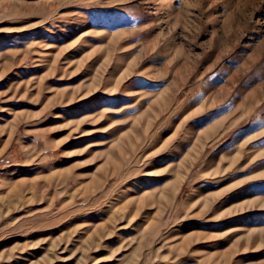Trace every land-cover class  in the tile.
Returning a JSON list of instances; mask_svg holds the SVG:
<instances>
[{"label":"rangeland","instance_id":"1","mask_svg":"<svg viewBox=\"0 0 264 264\" xmlns=\"http://www.w3.org/2000/svg\"><path fill=\"white\" fill-rule=\"evenodd\" d=\"M250 91L264 0H0V264H264Z\"/></svg>","mask_w":264,"mask_h":264},{"label":"crops","instance_id":"2","mask_svg":"<svg viewBox=\"0 0 264 264\" xmlns=\"http://www.w3.org/2000/svg\"><path fill=\"white\" fill-rule=\"evenodd\" d=\"M253 91L247 93L248 103L249 104L250 102L253 103L257 102V103L254 107L252 106L248 107L249 110L248 118L237 120L236 117H233L234 113L230 110V112L220 115L212 123L213 125L216 122H220L222 121V119L224 120L230 114L229 117H227L225 123L223 122L222 126L219 127L218 130L213 135L214 138L215 136L218 137L220 136L219 139L223 138V136H226L228 138L232 133V131L237 130L240 127H243V131L246 136L245 140L244 139H243L244 141L242 140L244 144V149L247 150L249 149L248 151L253 152L251 153V155L254 154L253 159L252 157H249L251 159V163H248L249 166H251L253 162H259L258 164H261V162L264 161V154H262L264 153V145L262 144V142H264V99L260 100V96H259L258 101L254 100L253 97L251 96ZM225 143L231 145L229 139L225 141ZM238 159L239 158H237V160ZM232 165H235V162ZM248 172H249L248 178L251 183L263 181L261 179H264V168L259 169L258 171L249 170Z\"/></svg>","mask_w":264,"mask_h":264},{"label":"bare ground","instance_id":"3","mask_svg":"<svg viewBox=\"0 0 264 264\" xmlns=\"http://www.w3.org/2000/svg\"><path fill=\"white\" fill-rule=\"evenodd\" d=\"M135 59H136V58H135ZM131 63H132V62H131ZM128 68H129V67H128ZM128 68H127L126 70H128ZM170 87H171V85H170ZM170 87L168 86V88H166L165 91L168 90ZM162 96H164V94H163ZM252 97H253V96H252ZM158 101H159V99H157L156 101H154V102L152 103V105L155 106V104H156ZM152 105L149 106V109L153 108ZM146 114H147V112H145V114H141V116H140V120H142L143 116H145ZM232 114H233V113H232ZM229 115H230V114H229ZM229 115H228L227 117H229ZM227 117H226L224 120L222 119V121H220V122H216V123H214L213 125H211L210 127L206 128V130H204L203 132H201L200 135H202V137H203V135H208L211 131H215V130H216V126H217L218 124H221V125H222V123H223L224 121L227 120ZM150 118H151L150 115H149V118L146 117V119L148 120L147 125H149V124L151 123V119H150ZM140 124H141V122H140ZM149 126H150V125H149ZM149 126H148L145 130H148ZM137 128H138L137 125L134 124V127L132 128V133H131V134H128V135H124V136H122V137L119 139V143L117 142V144H120L122 150H123V141H126L127 139H128L129 141H131L132 145L135 144V141L133 140V136H135V135H133V134H134V130H135V132L137 131ZM199 145H200V142H199V141L196 142L195 145H194V147L189 151V153H188V154L183 158V160L180 162V164H179V169H178V176H177V177L181 178V175H182L183 169H184V168L186 167V165L188 164L187 161H188L189 159L193 158L194 154L198 151ZM111 159H112V155L109 157L108 160H111ZM114 159H115V158H114ZM176 174H177V173H176ZM176 180H177V179H176ZM177 181H178V180H177ZM175 182H176V181H175ZM167 185H168V184H167ZM175 185H176V184H175ZM168 186H169V185H168ZM252 202H253V204H254L255 200H253Z\"/></svg>","mask_w":264,"mask_h":264}]
</instances>
